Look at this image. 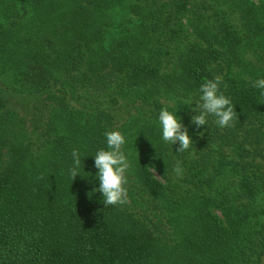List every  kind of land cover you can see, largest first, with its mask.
Wrapping results in <instances>:
<instances>
[{"label": "trees", "instance_id": "obj_1", "mask_svg": "<svg viewBox=\"0 0 264 264\" xmlns=\"http://www.w3.org/2000/svg\"><path fill=\"white\" fill-rule=\"evenodd\" d=\"M7 1L0 264H264V0ZM217 75L236 117L197 128ZM165 107L183 153L162 139ZM109 130L130 167L128 203L105 207L94 154Z\"/></svg>", "mask_w": 264, "mask_h": 264}, {"label": "clouds", "instance_id": "obj_2", "mask_svg": "<svg viewBox=\"0 0 264 264\" xmlns=\"http://www.w3.org/2000/svg\"><path fill=\"white\" fill-rule=\"evenodd\" d=\"M223 77L215 76L214 79L206 80L200 87V98L195 102V112L191 117L192 123L200 128L207 125L208 117H215V123L221 127H230L236 117L235 106L231 98L220 92V84ZM257 89H264V78L253 82ZM264 96V91L261 92ZM159 123L162 127V139L170 144L179 142L177 152H185L191 147L192 139L188 129L181 123V119L176 113L168 108H162L159 113ZM202 135V133H201ZM107 149H100L94 154V167L98 169L96 174L99 180V191L103 196V204L107 206L125 205L128 203L127 177L126 173L130 163L122 151L125 144V137L119 130H109L105 132ZM73 166L69 169V174L73 180L77 177L81 165V157L78 149H73ZM173 171L177 175L182 174V168L178 162Z\"/></svg>", "mask_w": 264, "mask_h": 264}, {"label": "rangeland", "instance_id": "obj_3", "mask_svg": "<svg viewBox=\"0 0 264 264\" xmlns=\"http://www.w3.org/2000/svg\"><path fill=\"white\" fill-rule=\"evenodd\" d=\"M8 1L7 0H0V22L3 23L4 21V16L3 14H6V9H7ZM107 17L115 20L120 17L119 13V6H117L114 11H111L106 14ZM7 17V15H6ZM24 102V98L22 99V103Z\"/></svg>", "mask_w": 264, "mask_h": 264}]
</instances>
